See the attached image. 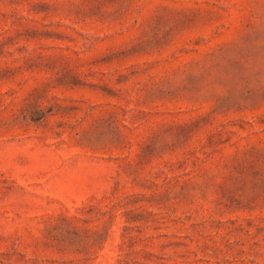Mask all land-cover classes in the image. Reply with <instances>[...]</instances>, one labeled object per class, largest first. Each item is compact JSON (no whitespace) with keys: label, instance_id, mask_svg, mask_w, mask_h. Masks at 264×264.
<instances>
[{"label":"rangeland","instance_id":"obj_1","mask_svg":"<svg viewBox=\"0 0 264 264\" xmlns=\"http://www.w3.org/2000/svg\"><path fill=\"white\" fill-rule=\"evenodd\" d=\"M0 264H264V0H0Z\"/></svg>","mask_w":264,"mask_h":264}]
</instances>
